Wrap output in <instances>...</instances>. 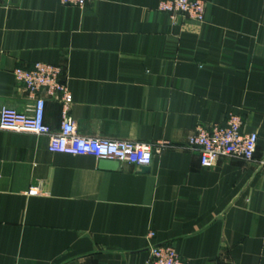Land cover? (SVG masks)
<instances>
[{"label": "crops", "instance_id": "crops-1", "mask_svg": "<svg viewBox=\"0 0 264 264\" xmlns=\"http://www.w3.org/2000/svg\"><path fill=\"white\" fill-rule=\"evenodd\" d=\"M162 1L0 8V107L33 105L15 68L59 65L79 136L154 149L148 172L109 169L0 132V264H148L156 245L188 264H264V0H206L203 23L160 13ZM231 113L258 136L253 161L201 167L188 139ZM44 123L59 133L52 99Z\"/></svg>", "mask_w": 264, "mask_h": 264}, {"label": "built area", "instance_id": "built-area-1", "mask_svg": "<svg viewBox=\"0 0 264 264\" xmlns=\"http://www.w3.org/2000/svg\"><path fill=\"white\" fill-rule=\"evenodd\" d=\"M10 0H0V8ZM61 6L83 8L88 3L99 0H57ZM206 0H163L158 8L160 13L170 17L181 16L197 23L205 20ZM13 76L25 89L33 101L25 113L10 107H0V132L27 133L48 137V151L53 154L89 156L100 161L129 164L139 169L149 168L153 158V147L145 143L111 141L81 137L69 118L71 96L68 87L62 82L63 69L59 65L35 63L30 69L15 68ZM46 99L58 102L62 108V123L59 133L50 134L44 123ZM242 118L229 114L222 126L198 127L188 139V147L196 149L200 165L211 168L220 158L239 159L250 163L254 159L258 136L244 134ZM163 146V145H159ZM159 150L157 149V152ZM40 187L31 188L30 196H38ZM149 233L148 238H152ZM148 264H188L171 245H156L149 248Z\"/></svg>", "mask_w": 264, "mask_h": 264}, {"label": "water", "instance_id": "water-1", "mask_svg": "<svg viewBox=\"0 0 264 264\" xmlns=\"http://www.w3.org/2000/svg\"><path fill=\"white\" fill-rule=\"evenodd\" d=\"M101 166L103 168L115 169L118 167V163L110 161H102ZM143 172H148L149 168H142Z\"/></svg>", "mask_w": 264, "mask_h": 264}]
</instances>
